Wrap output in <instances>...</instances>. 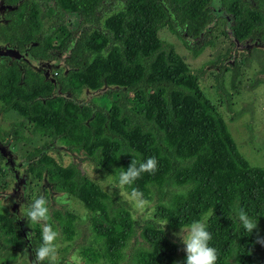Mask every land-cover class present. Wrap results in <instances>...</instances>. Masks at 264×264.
<instances>
[{"label": "trees", "instance_id": "16d2710c", "mask_svg": "<svg viewBox=\"0 0 264 264\" xmlns=\"http://www.w3.org/2000/svg\"><path fill=\"white\" fill-rule=\"evenodd\" d=\"M209 2L68 0L80 35L69 48L68 72L58 81V90L25 78L0 90V101L5 110L30 124L33 134L49 138V144L58 141L95 173L114 178L131 160L154 156L156 169L141 173L134 186L158 215L175 228L203 217L218 259L227 264H264L257 230L238 235L235 218L238 206L261 215L257 228L264 238V163L250 166L243 159L217 108L198 86L206 67L214 70L215 91L233 121L232 97L223 79L228 73L229 87L236 90L240 63H224L221 57L191 72L173 46L157 36L166 28L192 58L214 48L218 21H213ZM230 11L239 39V16L233 7ZM82 94L84 98L76 101ZM21 124L11 132L18 143L23 140ZM45 147L28 154V172L45 178L55 192L71 196L87 214L96 215L86 217V230L75 234L85 264H173L177 246L167 227L162 231L153 219L135 218L118 189L107 195L76 164L56 163ZM13 216L9 213L12 231L0 223V252L21 255L24 242ZM52 217L64 239H71L77 218L59 210ZM29 242L32 249L39 244L36 225ZM51 264L67 262L58 258Z\"/></svg>", "mask_w": 264, "mask_h": 264}, {"label": "flooded vegetation", "instance_id": "af4514ba", "mask_svg": "<svg viewBox=\"0 0 264 264\" xmlns=\"http://www.w3.org/2000/svg\"><path fill=\"white\" fill-rule=\"evenodd\" d=\"M234 2L235 0H220L223 14L220 17L213 15L211 0L209 2L213 21H218L217 28L219 25L222 27L221 36L227 43V47L221 57L224 63H232L235 60L244 64L245 61L249 63L254 59L255 55L256 57L258 56L261 68L255 75V82H262L264 85V71H262V63L264 62V0H236L233 5ZM68 5V0H0V90H9L12 84H21L25 78H36L40 83H44L45 86L51 87L54 85L52 90H58V81L62 76H66L68 72L69 48L75 44L76 39L80 35V27L76 29L77 25L72 18L74 10L73 8L70 9ZM232 7L236 10L240 20H238L239 39L234 36L235 31L232 29L235 24L234 14L230 11ZM37 89L41 90L39 87ZM77 97L75 100L80 101L77 100ZM4 107V104L0 101V116L14 114L19 118V121L11 123L5 130H0V144L7 147L10 152L15 149H17V152L22 151V159L19 161H17L18 157L11 156L13 165L17 168V177L19 180L22 176L24 177L25 191L31 184L41 183V190L47 201L48 222L54 227L53 213L56 210L62 213L66 211L63 206L56 204V198L58 195L63 196L65 194L55 192L52 184L45 178L38 179L28 172L27 165L30 161H27V156L35 150L41 149L46 144L44 152L54 159L56 163L62 165L61 160H56L50 155V151L54 152L52 147H55L59 142L54 141L49 144V138L33 134L30 124L16 112L5 110ZM20 123L22 124L19 131L23 140L18 143L11 137V132L15 125ZM34 138H44L46 142L37 149L28 150L27 144L32 143L35 140ZM59 145L74 160L78 158V160L69 164H76L80 170V156L70 152L60 143ZM34 159L35 157L31 158L32 164H34ZM62 166L65 167L64 165ZM7 167L6 159L0 155V177L4 176L3 179H5V183L0 186V189L5 191L4 195L14 188L13 176H10L7 170L6 177L3 171ZM6 200L8 201L7 205H11L10 203L14 200L11 192L6 197ZM66 212L70 214L68 211ZM22 219L30 239L34 224L27 221V219ZM36 226L39 230V226ZM55 229L59 232L57 228ZM76 230L75 222L74 235L71 239H64V237L61 239L65 240L67 247L70 248L69 251H75L74 248L79 245L78 239L75 237ZM71 244L74 248H71ZM67 247L66 250L68 249ZM11 253L24 258L22 255L26 253V249L24 248L21 255L18 252ZM60 258L64 259L63 257Z\"/></svg>", "mask_w": 264, "mask_h": 264}, {"label": "rangeland", "instance_id": "374dc122", "mask_svg": "<svg viewBox=\"0 0 264 264\" xmlns=\"http://www.w3.org/2000/svg\"><path fill=\"white\" fill-rule=\"evenodd\" d=\"M220 1V0H219ZM221 12V7L219 9ZM220 17V16H219ZM220 25L217 28V32L215 33L216 43L214 48L207 47L205 48L200 55L196 58H192L190 53L184 49L176 38V36L172 35L166 28H162L157 32L158 38L173 46L175 52L181 56L186 64L187 68L194 72L203 68L208 62L214 61L217 58H221L225 48L227 47L226 41L221 36ZM241 75L239 79V83L237 84L236 90H232L229 87V74H225L223 79L224 88L228 93L231 94L232 101V112L233 115H236V119L230 121L231 113H228L222 103L219 101V97L215 91L214 86V76L215 71L206 67L204 75L198 81L199 89L202 91L204 96L209 102L217 108L219 115L224 120L227 129L233 138L236 148L238 152L241 154L243 159L250 166H262L264 163V85L262 82H255V75L257 71L261 68V63L259 61L258 56L252 59L247 64L240 63ZM83 98V94L77 97V100H81ZM19 121V118L14 114H8L7 116H0V130H5L8 126L13 123ZM35 140L32 143L27 144L28 150H33L39 148L46 142V139L34 138ZM6 148L7 157L11 158V156L18 157L17 161L22 159V151L17 152V149L10 152V150ZM10 148V147H9ZM54 152L50 151V155L53 156L56 160H61L62 165H67L70 162H74L78 160V158H74L69 156L65 150L59 145V143L52 147ZM9 151V152H8ZM17 152V153H16ZM12 159V158H11ZM14 159V157H13ZM14 171L17 169L13 166ZM7 169H3L7 177ZM80 170L82 173L93 183L98 185L101 190H103L107 195H110L114 189H118L119 197L121 200L125 201L131 209V212L135 218L140 220L145 219H153L155 222L158 221L162 216L158 215L157 212L148 215L147 209L141 211L136 209L130 201L126 199L122 190L119 187H115L112 185H107L106 182L109 179V174L106 172L95 173L92 167L87 163L80 162ZM9 172V171H8ZM112 177V176H111ZM4 176L0 177V186L5 183ZM24 195L22 193V201H27L30 196L35 192L36 194H43L41 190V183H33L30 187H27L25 191V187L23 189ZM5 191L0 189V199L2 200ZM56 204L63 206L66 211L77 218L76 226H77V234L83 233L87 228V221H85L86 217L93 218L96 215L87 214L82 204L78 202L76 199L69 197L67 195H58L56 198ZM14 200H12L11 205H6V207L0 209V223H3L7 229V231H12L13 226L11 219L9 217V213L11 212L12 204ZM148 207L154 208L151 202H149ZM158 223V222H157ZM167 227L172 237H170L171 241L177 246V255L175 257V261H180V256L183 253L182 245L176 240L172 233L179 230V228L173 227L168 222L164 225ZM63 235L60 232H57L56 238V256L51 262H56L58 258L63 257L67 264H70L69 257L73 253L79 252V246L74 248L71 244V248H74L75 251L70 250L67 247L65 240H61ZM78 239V237H77ZM262 246V245H261ZM66 247L68 248L66 250ZM264 248V246H262ZM128 250V249H127ZM127 252V251H126ZM79 255V254H78ZM26 256V253L24 255ZM21 256V257H22ZM80 256V255H79ZM27 257V256H26ZM23 257L20 258L15 253H3L0 252V264H29ZM125 260V258H124ZM80 264H85L83 259H81ZM100 264V263H99ZM120 264V263H118ZM216 264H227L220 259H217Z\"/></svg>", "mask_w": 264, "mask_h": 264}, {"label": "clouds", "instance_id": "9594fccd", "mask_svg": "<svg viewBox=\"0 0 264 264\" xmlns=\"http://www.w3.org/2000/svg\"><path fill=\"white\" fill-rule=\"evenodd\" d=\"M157 167V161L154 156H148L143 160H131L126 167H119L118 173L115 177L109 175L106 182L107 185L119 187L124 196L131 204L138 210L147 209L149 216L154 212V208L148 207L149 201L144 198L143 193L134 186V181L143 172L154 171ZM11 190L3 196L0 200V209L6 207L8 201L6 197ZM24 195V191H23ZM213 209H210L208 215H212ZM19 216L27 219L34 225L39 226V244L34 251V259L30 260L31 264H41L51 261L56 256V238L57 231L48 222V207L47 201L43 194H36L35 192L25 202L19 206ZM261 215H254L249 210L242 206L235 209V218L237 221L238 235H249L254 229L257 230L256 243L264 246V238L258 233L257 217ZM158 224L162 231L164 225L167 223V217L158 219ZM173 237L182 245L184 253L182 264H216L218 259V251L210 241L213 236L209 231L208 224L205 218H193L185 224H180L179 230L172 233ZM81 257L77 253H73L69 257L70 264H80ZM173 264H181L180 261H174Z\"/></svg>", "mask_w": 264, "mask_h": 264}, {"label": "water", "instance_id": "95a60500", "mask_svg": "<svg viewBox=\"0 0 264 264\" xmlns=\"http://www.w3.org/2000/svg\"><path fill=\"white\" fill-rule=\"evenodd\" d=\"M212 6H213V15L216 17L223 16L222 12L219 11L221 4L219 0H211ZM0 155L6 159L8 163V171L9 175L13 176L14 178V188L11 191V195L14 198V203L11 207V212L15 216V221L18 225V230L20 233V236L23 239L24 247L26 249V255H27V262L31 264L30 260L34 259V251L32 249V246L29 242L28 237L25 235L27 232L26 227L23 226V219L19 216V206L22 201V193L24 189V177L22 176L19 180L17 177L16 170L14 171L13 168V160L6 155V148L0 144Z\"/></svg>", "mask_w": 264, "mask_h": 264}]
</instances>
